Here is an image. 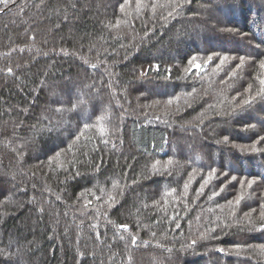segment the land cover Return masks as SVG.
<instances>
[{"label":"trees","instance_id":"trees-1","mask_svg":"<svg viewBox=\"0 0 264 264\" xmlns=\"http://www.w3.org/2000/svg\"><path fill=\"white\" fill-rule=\"evenodd\" d=\"M262 61L264 0H0V264H264Z\"/></svg>","mask_w":264,"mask_h":264},{"label":"snow or ice","instance_id":"snow-or-ice-1","mask_svg":"<svg viewBox=\"0 0 264 264\" xmlns=\"http://www.w3.org/2000/svg\"><path fill=\"white\" fill-rule=\"evenodd\" d=\"M2 2L6 3L7 0H2ZM224 59H227V57H225ZM241 59H243V58H241ZM200 67L201 66L199 64L196 65L197 69H199ZM260 67L264 68V61H262L260 63ZM157 68H158V66H157ZM9 71H11V69H9ZM260 83H261V85H264V80H261ZM260 94L264 95V88H261ZM260 215H261V218H262V222H264V212H262ZM122 227H126V226H122ZM262 228H264V223H262ZM193 243H195V241H193ZM220 251H223V249H221Z\"/></svg>","mask_w":264,"mask_h":264},{"label":"rangeland","instance_id":"rangeland-1","mask_svg":"<svg viewBox=\"0 0 264 264\" xmlns=\"http://www.w3.org/2000/svg\"><path fill=\"white\" fill-rule=\"evenodd\" d=\"M67 125V124H66ZM64 129H59V131H62L63 132Z\"/></svg>","mask_w":264,"mask_h":264}]
</instances>
